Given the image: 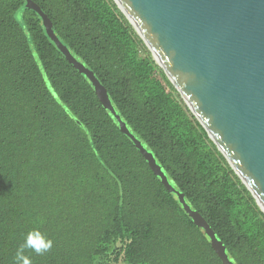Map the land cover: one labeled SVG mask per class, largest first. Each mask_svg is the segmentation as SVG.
Returning <instances> with one entry per match:
<instances>
[{
    "label": "trees",
    "instance_id": "16d2710c",
    "mask_svg": "<svg viewBox=\"0 0 264 264\" xmlns=\"http://www.w3.org/2000/svg\"><path fill=\"white\" fill-rule=\"evenodd\" d=\"M32 1L229 259L264 264V213L114 1ZM25 5L0 0V264L32 229V264H223Z\"/></svg>",
    "mask_w": 264,
    "mask_h": 264
},
{
    "label": "water",
    "instance_id": "95a60500",
    "mask_svg": "<svg viewBox=\"0 0 264 264\" xmlns=\"http://www.w3.org/2000/svg\"><path fill=\"white\" fill-rule=\"evenodd\" d=\"M113 1L264 213V0ZM25 8L41 17L48 38L91 82L102 107L204 231L222 263L234 264L210 225L118 116L93 71L58 39L35 2L26 0Z\"/></svg>",
    "mask_w": 264,
    "mask_h": 264
},
{
    "label": "clouds",
    "instance_id": "9594fccd",
    "mask_svg": "<svg viewBox=\"0 0 264 264\" xmlns=\"http://www.w3.org/2000/svg\"><path fill=\"white\" fill-rule=\"evenodd\" d=\"M54 246V241L46 233L39 229L30 230L24 242L17 248L14 257V264H32V260L27 252L35 253L37 256H44L50 253Z\"/></svg>",
    "mask_w": 264,
    "mask_h": 264
},
{
    "label": "rangeland",
    "instance_id": "374dc122",
    "mask_svg": "<svg viewBox=\"0 0 264 264\" xmlns=\"http://www.w3.org/2000/svg\"><path fill=\"white\" fill-rule=\"evenodd\" d=\"M32 52H33V57H34V59H35L37 65H39L40 68H42V67H41V63H40V61H39V58H38L36 52H35L34 50H33ZM43 77H44V80H45L47 86L50 88V83H49L47 77L45 76L44 72H43ZM53 94H54V93H53ZM54 95H55V94H54Z\"/></svg>",
    "mask_w": 264,
    "mask_h": 264
}]
</instances>
